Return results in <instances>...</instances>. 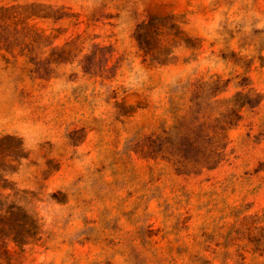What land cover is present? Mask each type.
<instances>
[{"label":"rangeland","instance_id":"obj_1","mask_svg":"<svg viewBox=\"0 0 264 264\" xmlns=\"http://www.w3.org/2000/svg\"><path fill=\"white\" fill-rule=\"evenodd\" d=\"M0 264H264V0H0Z\"/></svg>","mask_w":264,"mask_h":264}]
</instances>
